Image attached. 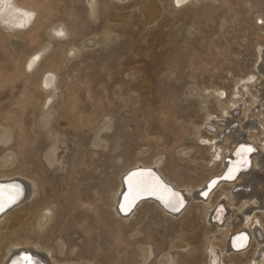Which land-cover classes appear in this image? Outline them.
<instances>
[{"label": "rangeland", "instance_id": "374dc122", "mask_svg": "<svg viewBox=\"0 0 264 264\" xmlns=\"http://www.w3.org/2000/svg\"><path fill=\"white\" fill-rule=\"evenodd\" d=\"M149 1L97 0L91 16L85 0H52L51 23L63 21L68 35L49 32V22L40 30L49 46L28 74L35 96L23 109L24 79L3 80L37 44L27 31H0V160L13 152L12 169L36 187L34 196L26 195L0 222V264L25 237L71 264H209L210 237L222 240L225 225L238 222L235 209L221 223L204 219V204H223L237 180L220 182L204 201H191L175 216L147 201L125 218L114 212L120 179L138 158L162 155L161 168L174 163L182 177L198 184L217 173L213 150L198 140L221 143L227 134L205 127L208 113L213 123L222 119L208 90L221 88L222 100H230L234 81L254 72L258 50L264 49V0H202L183 7L155 0L159 12L153 19L143 10ZM70 44L76 53L58 70L61 92L43 108L36 76ZM242 88L255 97L264 87ZM248 94L237 98L235 126L254 130L260 109L264 119V98L245 116ZM47 110L51 120L45 123ZM41 209L50 220L39 228ZM256 215L264 226L262 213ZM255 248L252 241L245 252L224 254V264H246Z\"/></svg>", "mask_w": 264, "mask_h": 264}, {"label": "bare ground", "instance_id": "6f19581e", "mask_svg": "<svg viewBox=\"0 0 264 264\" xmlns=\"http://www.w3.org/2000/svg\"><path fill=\"white\" fill-rule=\"evenodd\" d=\"M85 1L89 14L91 16H94L96 13L97 0ZM117 1L125 2L127 0ZM201 1L202 0H171L173 7H183L190 3H198ZM143 10L145 11V13H147L148 18L150 19L155 18L157 13L159 12L157 2L155 0L149 1V3ZM53 16L54 11L52 7V0H0V31H12L13 29H18L17 31L20 32L27 31L31 36V42L33 44H37V49L31 54L24 57L20 62H16L14 67L10 71L6 72L5 79L3 80L4 84L20 77L24 79L22 109L26 107V105L29 104L35 96V93L28 86V84L31 83L32 79L28 76V74L32 73L36 69L41 59L43 58L44 53L46 52V50H48L47 48L49 46L47 42H41L40 30L47 22H49V32L52 30L58 32L57 30L60 29L63 34L68 35V29L63 21L60 20L57 23H51ZM48 37H50V35ZM70 45L71 46H68V49L65 51L63 50L64 48L61 49L60 55H57L55 58L49 60L41 68L40 72L36 76V85L41 93V96L38 97V103H41V106L43 108H47L48 106H50L54 96L58 95L61 92L57 82L58 70L64 60L72 58L76 53L75 45ZM256 61L257 64L254 67L253 73H251L250 75L248 74L249 76L247 75L234 81V88L232 91L234 97H232L230 100H222V94L226 93L221 88L213 87V89L208 90V93L211 94L216 100L217 106L220 109L222 119L216 120V123H213L211 119L212 115L208 113L205 119V127L209 126L216 129L220 127L227 134L225 135L224 141L221 143L217 142L216 139H202V137L199 136L198 140H204V142L206 141L209 144V149L213 150V152L211 153V161H213L214 163L216 161H219V170L215 174L222 175L226 172L223 177H220L214 183V180H211L213 178L212 176L215 175L213 173V175H210V177L212 178L209 177L199 184L194 183L192 180L182 177L178 173V168L174 163H172L169 170L161 168L160 164L162 161V155L156 156L150 161H144L138 158L137 161H135L134 165L129 168L124 174L126 175L129 170L136 167H151L154 171H156V173L161 177L163 181L172 185L174 189L180 190L185 203L184 205H182L179 213H181L186 208L187 204H189L191 201H204L206 199L205 197L209 196V192L220 182L232 183L237 180V182L233 184L231 190L225 193L224 200L222 199V203L224 204H221L222 207H219L215 210L216 206L211 205L210 202L204 204V219L206 221L209 220L210 222H212V219L214 218L218 222V220H221L222 217L223 221L227 211L231 212L233 209L237 211L236 217L238 220V222L231 221L230 224L225 225L223 230H221V233L223 235L222 240L216 241L215 236L210 237V240L208 242L209 264H224V254L243 252L252 241H254L256 244L255 255L253 259L247 261L246 264H252V261L255 264H264V226L261 223V219H259V217H257L256 215L257 212L260 211L262 213V216L264 217L263 110L260 109L259 113L254 114V117L259 118L257 121L259 125H255L254 130H252L251 128L253 126H235V122H237L235 111L237 110L236 107L239 105V100L237 98L242 97L245 100L244 94H248L247 91L244 92L242 90V87L248 89L251 85L254 86L255 84L264 87L263 48H259ZM241 81L243 84H241ZM248 96H250V94H248ZM260 96L264 98V88L261 90ZM260 96L255 95V97H248V107H246L245 111L243 112L245 116H248V114L250 113L249 111L251 110V107H253L254 103L260 102ZM257 98L259 100H257ZM71 106H76V100L71 101ZM43 113V121L45 123H48L49 120H51V112L50 110H47V112L44 111ZM251 113L249 115H251ZM252 122L251 124H253ZM196 132L199 133V130L197 129ZM212 140H215V142H213ZM246 143H251L254 146L255 150L250 153H241V149L246 148ZM52 147L53 149L55 148V146ZM255 152H257V155L251 158L252 154H254ZM237 153H240V155H238ZM246 157H248L250 160V164L248 166L247 163L243 164ZM226 158H229V160H227ZM13 165L14 153H5L0 160V170L3 169V172H0V181H8L11 179L19 180L21 186L23 187V193H21V190L13 184H5L0 186V204H2V207H0V222L10 212L12 207L20 203L26 195V198L34 196L36 191L35 183L30 181L29 177L25 176L22 171H19V168L18 170H13ZM238 165L243 169L236 170V167ZM252 166L254 167L253 171L251 173H248L249 169H251ZM135 172L147 173L146 171ZM130 174H128L127 177H124V175L121 177L118 189L114 194L113 208L116 215L125 218L128 213L130 214L135 209V207L143 201L152 202L157 208L161 209L162 212L166 214L175 216L178 213L170 212L163 207L160 201L154 198H138L135 202V206L132 207L130 211L125 212L124 210H122L119 207V203L121 200L123 201V203H125V206H127L132 201L133 194L131 193L128 184V177ZM152 176L154 177L153 174ZM229 176H231L232 178H229ZM233 188H235V191H233ZM125 189H127V194L123 195ZM17 192L19 193V195L17 196L15 202L9 203V198L11 196H15ZM125 197H128V199L126 200ZM5 206L7 207L3 210ZM44 209H41L35 218L37 222L36 225L39 228L46 225L50 220V215L48 213L40 214L42 211H44ZM192 224L193 220H191L190 222L191 226ZM240 231L245 232V234L248 236L247 244L243 248H239V243L242 242L241 237L243 235H236ZM52 252L53 251L51 248L43 245L39 240H37L35 244L31 245L30 239L25 237L23 243H15L8 248L5 258L1 261V264H71L69 262H61V260L54 258ZM19 253H21L22 255L19 256ZM150 253L151 249L145 250L144 256H148ZM233 262L235 261L232 259L230 264H232Z\"/></svg>", "mask_w": 264, "mask_h": 264}, {"label": "snow or ice", "instance_id": "6c2138e0", "mask_svg": "<svg viewBox=\"0 0 264 264\" xmlns=\"http://www.w3.org/2000/svg\"><path fill=\"white\" fill-rule=\"evenodd\" d=\"M22 26V25H21ZM63 35V33H58ZM47 86V85H46ZM206 143V142H205ZM251 148H242L241 153L251 152ZM240 155V153H237ZM229 178H232L229 176ZM215 183V182H214ZM128 184L132 195V201L122 210L130 211L135 206V202L143 195H157V198L164 202L165 206L178 210L183 205V198L178 193L172 191L158 177H153L150 172H133L128 177ZM19 193L9 198V203H14ZM127 200L128 197H125ZM2 207V204H0ZM30 259V258H29Z\"/></svg>", "mask_w": 264, "mask_h": 264}, {"label": "water", "instance_id": "95a60500", "mask_svg": "<svg viewBox=\"0 0 264 264\" xmlns=\"http://www.w3.org/2000/svg\"><path fill=\"white\" fill-rule=\"evenodd\" d=\"M245 147H246V148H251V149H252L251 152H253V151L255 150L254 146L251 145L250 143H246V144H245ZM248 153H250V152H248ZM245 163H247V166L250 164V160H249L248 157L245 158V161H244L243 164H245ZM228 164H229V163H228ZM243 164H242V165H243ZM238 169H243V168H240L239 165H238V166L236 167V170H238ZM135 171H146V172H150L151 174L154 175V177H158V178H159V179H160L165 185L168 186V188H170L172 191L178 193L179 196L183 198V196L181 195L179 189H174V188L172 187V185H170L169 183H166L165 181H163V180L161 179V177L156 173V171H154L151 167H136V168H134V169L129 170V171L126 173V175H124V177H127L128 174H130V173H132V172H135ZM225 173H226V172H225ZM225 173H223L222 175H218V176L213 177L212 180H214V182L217 181L220 177H223V176L225 175ZM5 184H13V185L17 186V187L21 190V193H23V187L21 186L19 180H17V179H11V180H8V181H0V186L5 185ZM126 194H127V189H125L124 192H123V195H126ZM140 198H154V199H157L158 201L161 202V204L163 205L164 208H166L167 210H169L170 212H173V213H177V212H179L180 209H181V207H182V206H180L178 210H173L172 207H167V206H165L164 202L157 198V195H147V194H146V195L141 196ZM140 198H139V199H140ZM184 203H185V200L183 199V205H184ZM8 205H9V204H8ZM122 206H125V203H123V201L121 200L120 203H119V207L122 209ZM6 207H7V206H5V207L3 208V210H4ZM125 207H126V206H125ZM219 207H222V206H221V205H217L216 208H215V210L218 209ZM125 212H126V211H125ZM222 219H223V217H222ZM222 219H221V220H218V222H221ZM215 220H216V219H215ZM216 221H217V220H216ZM236 235H243V236L241 237V238H242V242L239 243V248H243V247H245L246 244H247V241H248V236H247V235L245 234V232H243V231H240V232L237 233ZM236 235H235V236H236ZM235 236H233V237H235ZM21 253H22V252H21ZM21 253H19V256L22 255Z\"/></svg>", "mask_w": 264, "mask_h": 264}]
</instances>
